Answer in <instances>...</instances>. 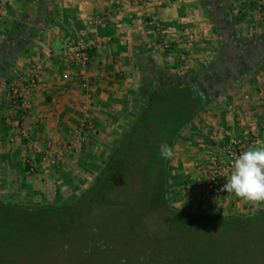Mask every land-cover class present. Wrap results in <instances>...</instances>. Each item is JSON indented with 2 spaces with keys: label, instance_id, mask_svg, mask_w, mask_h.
<instances>
[{
  "label": "crops",
  "instance_id": "0c3cea01",
  "mask_svg": "<svg viewBox=\"0 0 264 264\" xmlns=\"http://www.w3.org/2000/svg\"><path fill=\"white\" fill-rule=\"evenodd\" d=\"M216 2L232 25V44L264 34V0ZM208 9L201 0H0V45L11 21L22 17L36 28L25 39L12 36L16 50L0 56V201L39 206L76 199L143 104V81L150 88L162 77L201 74L214 61L225 41ZM76 39L95 43L82 70L61 57ZM32 70L38 77L28 86ZM12 88L26 95L28 109L13 99ZM252 135L259 144L247 148L261 146L264 59L175 138L165 166L170 204L217 217L264 208L220 191L230 170L207 182L209 161L223 157L226 141Z\"/></svg>",
  "mask_w": 264,
  "mask_h": 264
},
{
  "label": "rangeland",
  "instance_id": "374dc122",
  "mask_svg": "<svg viewBox=\"0 0 264 264\" xmlns=\"http://www.w3.org/2000/svg\"><path fill=\"white\" fill-rule=\"evenodd\" d=\"M133 192H93L61 216L60 231L55 218L48 226L52 215L0 201V264H264V228L166 222L148 195Z\"/></svg>",
  "mask_w": 264,
  "mask_h": 264
},
{
  "label": "trees",
  "instance_id": "16d2710c",
  "mask_svg": "<svg viewBox=\"0 0 264 264\" xmlns=\"http://www.w3.org/2000/svg\"><path fill=\"white\" fill-rule=\"evenodd\" d=\"M216 1L201 0L209 8L208 13L217 24L218 34L225 41L214 61L203 67L201 74L162 77L160 82L155 80L156 85L150 88L143 81L138 90V95L144 99L143 104L120 134L90 186L82 190L74 202L67 205L45 204L31 209L28 206L8 204L27 212L52 215L46 222L52 227L55 222L51 221L55 218L59 224L56 228L60 231L64 226L61 216H71L77 204L88 195L93 192L98 195L101 192L112 195V192L128 189L134 190V194L148 195L150 205L161 210L164 221L167 216H175L192 222L195 226L224 225L240 233L255 226L264 228V208L226 217L199 216L174 208L167 194L166 159L160 156V145L167 143L171 147L177 135L202 107L209 104L216 94L225 92L245 72L262 66L264 59V34L250 39H236L232 44V25L225 19V14L216 8ZM49 16V12L44 13L42 22ZM20 18L19 21H11L5 26V39L0 45V56L4 51L14 53L16 50L9 43L12 36L23 35L25 39L36 31L34 26H25L23 18ZM144 78L150 81L156 79L149 76ZM71 222L66 224L68 228L72 226Z\"/></svg>",
  "mask_w": 264,
  "mask_h": 264
},
{
  "label": "clouds",
  "instance_id": "9594fccd",
  "mask_svg": "<svg viewBox=\"0 0 264 264\" xmlns=\"http://www.w3.org/2000/svg\"><path fill=\"white\" fill-rule=\"evenodd\" d=\"M162 159H171L172 147L162 143L159 148ZM220 191L234 194L245 203H264V142L259 147H249L231 162V171ZM121 264H126L125 260Z\"/></svg>",
  "mask_w": 264,
  "mask_h": 264
},
{
  "label": "built area",
  "instance_id": "2783aa9c",
  "mask_svg": "<svg viewBox=\"0 0 264 264\" xmlns=\"http://www.w3.org/2000/svg\"><path fill=\"white\" fill-rule=\"evenodd\" d=\"M95 43L93 41L84 42L80 39L73 40L70 44L67 45L64 51L61 52V57L76 64L79 70H82L83 67L87 64L90 59L91 51L94 48ZM37 71L32 70L26 81L28 86H33L37 80ZM82 77V74H81ZM83 78V77H82ZM10 95L13 99L19 102V106L22 109H28L29 104L26 100V95L22 92H19L15 88L10 90ZM259 144V137L252 135L248 140H242L240 138H229L226 143L223 145V154L222 158L213 157L208 164V177L207 182L214 183L219 175L226 171H231V162L236 155H239L241 152L247 149L248 146H254ZM73 142L67 144L68 147H72ZM49 159V157H48ZM49 163H53V159L50 158ZM33 167V164L30 165V168ZM230 173V172H229Z\"/></svg>",
  "mask_w": 264,
  "mask_h": 264
}]
</instances>
